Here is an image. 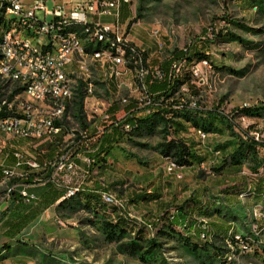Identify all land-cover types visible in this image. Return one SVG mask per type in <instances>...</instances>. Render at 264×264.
<instances>
[{"label": "rangeland", "instance_id": "rangeland-1", "mask_svg": "<svg viewBox=\"0 0 264 264\" xmlns=\"http://www.w3.org/2000/svg\"><path fill=\"white\" fill-rule=\"evenodd\" d=\"M46 6L51 9L52 2L48 1ZM103 21L112 20L107 17ZM119 22L146 50L153 67H159L179 49L196 47L204 56H196L198 61L194 64L184 62L173 76V95L163 100L155 99L152 113L140 114L134 128L137 127L129 133L120 132L106 154L99 151L96 154L95 150L109 128L98 137L90 129L88 147H77L78 137H70L66 128L87 126V121L83 125L77 117L78 108L85 116L84 107L95 110L89 114L90 126L105 125L100 120L99 107L104 112L109 97L113 99L112 84L117 92L127 91L124 99L138 102L146 92L147 79L141 78L137 48L128 40H125L126 50L129 49L125 70H129L130 80L137 82V93L135 85L120 81V77H110L108 83L98 73L103 67L92 65L94 91L91 99L85 100L84 96L80 102V93L76 92L68 105L69 118L65 120L63 116L57 121L64 124L59 126L62 133L53 137L64 145L62 153L70 150L75 159L88 156L87 161L95 160L90 171L87 162L85 173L76 175L77 178L69 173L57 176L61 185L75 186L81 182V186L71 188L79 191L85 187L87 190L65 196L60 205L45 212L39 223L30 224L17 240L0 242V264H264L252 255L255 247L260 252L264 250V221L259 218L263 204L254 203L244 192L239 195L224 192V189L242 185L243 181L247 191L250 186L253 189L255 181L264 183V175L257 172L264 169V147L259 148L255 158L252 153L243 158L239 172L229 167L218 173L215 167L220 165L226 152L217 154L215 151L211 155L210 150L208 153L202 150L201 153L207 155L203 164L169 173L168 162H175L172 154L175 150L166 154L170 141L179 143L186 139L200 141L201 147L213 146L235 139L232 131L243 134L251 125L249 135L262 133L258 141L264 142V0H128L121 7ZM153 28L158 29L164 42L160 49L155 38L150 36ZM85 49L92 52L94 46L85 40ZM195 66L197 75L193 72ZM161 103L164 109L174 112H164ZM243 106L256 109L261 117L231 114L232 128L225 135L209 129L202 143L197 133L205 127L204 119L209 113L220 111L227 115ZM176 120L185 124L186 131L174 133L171 124ZM177 173L181 174L180 178ZM153 186L161 195L157 202L130 201L132 192H149ZM57 188L63 190V187ZM106 190L115 193L123 203L115 207L114 213L113 208L101 206L100 195ZM91 191L94 197L92 208H89L82 201ZM193 197H200L212 205L215 202L211 214L220 210L236 227V241H228L225 245L213 241L223 248L221 257L215 255L210 236L209 243L194 236L188 239L180 228L173 229L166 220L178 207L186 208ZM117 215L132 219L136 224L134 232L142 228V238H137L131 230H110L105 223L115 222ZM188 220L205 223L208 218L195 211ZM195 243L204 247L195 248ZM240 243L253 245V252H242Z\"/></svg>", "mask_w": 264, "mask_h": 264}, {"label": "built area", "instance_id": "built-area-1", "mask_svg": "<svg viewBox=\"0 0 264 264\" xmlns=\"http://www.w3.org/2000/svg\"><path fill=\"white\" fill-rule=\"evenodd\" d=\"M48 1L52 2L51 9L46 6ZM127 2L128 0H15L12 2V10L9 11V16L18 17V24L14 25L17 34H21V42L8 41L6 29H4L5 43L0 45V48H3L2 66L10 70L11 76L26 74L28 77H33V85H27V87L16 86V88L8 89V94H11L12 97V90L32 91L33 96L37 98V106H26L24 101H19L18 98H12V106H5L0 102V125L4 126V135H0V152L7 146L9 139L7 128H16V133L22 134V139L28 141L29 144L37 140H47L55 144L53 133L61 134L59 125L64 124L55 121V114L58 113H52V106H59V113H65V120H67L69 118L67 90H77L81 98L82 94L90 95L92 87L88 83L87 72H84L83 66L74 65V55H83L78 47V39H73L72 35L58 36V28H60L61 23L72 19H80L81 22L87 23V29L92 34V41L98 42L99 34H106L107 37L112 38V41H131V44L137 48V61H141V78L147 79L146 92L142 93V100L138 102L124 100V92H117L116 86H113V99L111 97L108 99V110L100 112V120L105 123L103 126H100L99 123L97 126H90L89 114L95 110L85 108L83 102L87 126L66 128V132L70 134V137H78L77 147H88L90 129L95 132L96 137L105 132V129L109 128L111 130L114 127L122 133H129L132 125L137 123L140 114L152 113L155 99L161 98L163 100V98L151 93L149 86L156 79H161L163 72L159 67L150 65L146 50L136 43L130 37V31H126L124 26L120 24V10L122 5ZM38 11H40V16ZM49 17L50 19H48ZM107 17L111 18L112 21H103ZM25 30H34L37 36L42 37V44H34L32 40L23 39ZM149 32L150 36L155 38L158 48H162L164 42L160 38L158 29L153 28ZM44 49H51V56H44ZM184 60L180 59L172 63L170 68L172 78L176 70H181ZM110 71H117L120 81H127L131 85H135V93H137V82L130 80L129 70H125L124 54H108V63L104 65L103 69H99L98 73L100 76H104V80L109 83ZM193 72L195 75L198 74L197 66L194 67ZM66 73H77V80L73 82V85H65L64 75ZM14 105L26 106L27 115L15 113ZM40 105H47L45 116H30V107H40ZM113 105H118L119 109L114 113H110L109 109ZM231 114H235V111L231 110L230 114H227L230 120ZM250 136L258 142V136H262V133L261 135ZM59 147L65 148L64 145H59ZM69 151L60 152L55 159L46 162V167L51 168L49 180H53L57 187H63L64 194L70 193L71 187L81 186V182L75 186L61 185L57 180L59 173L83 174L88 159V156L81 158L82 165H80ZM11 154L15 159L14 163L2 169L3 176L9 182L5 189L7 198L9 199L17 193L18 199L22 203L35 204L38 197L28 190V186L30 183H42L45 179L38 176L30 178V173L38 170L41 166L37 160L26 158L23 153L14 150ZM24 166L27 168L23 169ZM182 168L183 166L170 161L168 162L167 171L176 173L177 170ZM257 172L264 175V169ZM176 176L180 178L181 174L177 173ZM244 177H247V175H244ZM100 196L113 199L114 203L123 205L112 191H102ZM255 202L264 203V199L259 198ZM259 218H262L260 221H264L261 214H259ZM248 248V246L240 243V250H243L245 254H248Z\"/></svg>", "mask_w": 264, "mask_h": 264}, {"label": "trees", "instance_id": "trees-1", "mask_svg": "<svg viewBox=\"0 0 264 264\" xmlns=\"http://www.w3.org/2000/svg\"><path fill=\"white\" fill-rule=\"evenodd\" d=\"M1 26H2V18L0 16V27ZM76 31L79 35L85 37L87 44H91V46L92 45L94 46L93 51L99 50L101 48L98 42L92 41L91 36H88L82 33L83 31L82 27H76ZM84 50L86 52H89L88 50L85 49V44H84ZM200 55L204 56V54L198 51L196 47H194L192 50H188V49L175 50L171 57L164 60L160 64L159 68L163 72V76L161 79H156L152 84H150L149 86L150 92L156 94L157 97H162L163 99L165 97L172 96L175 91V88L173 85L175 78H172L170 76V68H171L172 63L176 60L185 59L184 62L186 65L194 64L196 62L195 60H197L196 56L198 57ZM153 89L155 91H153ZM76 92L77 90H75L72 100L74 99ZM84 96L86 100L87 98L86 94L85 95L82 94V98H81V95L78 97L80 98V102H81V99L83 100ZM72 100L69 102V104L72 102ZM126 101L128 100L126 99ZM128 102H134V101H128ZM118 109H119L118 105H113L109 109V111L110 113H114ZM161 109L167 113L174 112L173 109H170L173 111L164 109V107L162 106V103H161ZM214 110H218V109L215 108ZM234 111H235L234 117H238L239 115H245L247 117L254 118V119H259L261 117L259 111L251 108L250 106L235 109ZM77 112H78L77 117H79V119L84 125L85 117L81 111V108H78ZM64 117H65V114H64ZM204 122H205V127H203V129L201 130L206 133L209 131V129H214L219 135H225L226 131L232 128V125L230 124V122L232 121L229 119L227 115H224L220 111H217L215 113H209L205 117ZM89 124H90V121H89ZM135 125H137V123ZM135 125H132L130 131L134 128ZM171 126L173 128L174 133H183L184 131H186L185 124L179 120L172 122ZM245 127L248 128L249 125H245ZM251 128H252V125L249 127V129ZM249 129L243 130L244 133L243 134L240 133L239 135L232 131L231 134L232 136H235V139H232L224 143H220V144H213V146L207 145L206 147H203V146L201 147L200 141L195 143L193 141H188L186 139H181L179 143H176L175 141H170V143L168 144L169 149L166 154L167 155L168 153L170 154L171 151L174 149L175 151L172 154L176 157L175 163L183 167H191L194 165H199L201 162L203 163L204 161H206L207 155L205 153H201L202 150L203 151L206 150V153H208L207 150L208 151L210 150L211 155H214L215 151H218L219 153L226 152V154L222 156L223 160L221 161L220 165H217L215 167L216 170L218 171V173H221L223 172L221 171L222 169L233 167V168H236V170H238L239 172V165L242 164V159L248 157L249 154L251 153L253 154V157L255 158L257 155H259V148L264 147V142L262 141V139L257 142L253 139V137L249 135V131H250ZM120 132L122 133V131L114 127L111 130H109L107 133H104L100 144L95 150V153L97 154L98 151L99 153L101 152L100 154L108 153V149L112 147V143L116 141V139L120 135ZM203 148H206V149H203ZM49 157L51 158L50 155ZM94 162L95 160L93 159L91 161L92 165H89L90 167L89 171L93 167ZM238 172H236V174ZM32 176H33V173H30V178ZM242 183H243L242 185L238 184V185L230 187L229 189H224V192L228 194H233V195H239L241 193L243 194L244 192L247 195L248 199H250L251 201H257L259 200V198L264 199V183L261 180L255 181L253 183V189L251 187V190H250L252 194L248 193L246 189L245 181H243ZM85 190H87V188L85 187L79 191H78V188H71L70 193L64 194V189L63 190L55 189L50 186L48 189V193L44 195V198L42 199V201H44L45 204H52L55 200L62 197L61 199L63 200H61L58 204L60 205V203H62L65 199L64 195L66 197H71V196H74L77 191H78L77 193L80 194L84 192ZM158 190H159L158 188H155V186H153L149 192H145V191L132 192V195H131L132 198L130 199V201L133 203H139V202L151 201V200H154L155 202H157L159 198L161 197ZM93 197H94V194H92V191L87 192L86 196L84 197L85 201H82L83 205L89 208H92L91 201ZM19 203L23 204L21 201H19ZM101 204H102L101 206L113 208L112 209L113 213L116 212L115 207L117 206L108 205L102 200H101ZM215 205H216L215 202H214V205H212L206 201L201 200L200 197L199 198L193 197L191 203L186 204L185 206L186 208H184L183 206L178 207L177 212L167 216L166 220L167 222H169L168 224L173 229H176L177 227L180 228L181 231L185 234V236L188 239H192V237L194 236L198 240H201V241L205 240L207 243L211 242L214 248L213 251L215 255L218 257H221L223 248L221 246L215 245L213 241L219 242V244H222V245L223 244L225 245L228 241H231V242L236 241L234 239V235L237 232V230H236L235 225L231 223V220L226 218L224 215L220 213V210H217V212H215L216 214H211L212 209L216 207ZM195 211H198V213L207 217L208 221L203 223L202 221L197 222L194 220H188L192 212H195ZM261 211H262V216H263L264 207L261 209ZM34 214H32V216H34ZM213 216L215 217L214 219H212ZM28 220H30V217L22 219V221H20L17 224L11 225L9 227V230L11 232L10 234L11 237L15 236V234L18 233L26 225V222ZM132 221H133L132 219L124 218L120 215H117V219L115 222H106L105 225L109 227L110 230L118 229L121 232H124L125 230L126 231L131 230L132 232H134V230L136 229V224L135 223L133 224ZM141 231H142V228H138L137 232H134V234H137V238H140V239L142 238L143 234ZM209 236L211 237V241L208 242L207 239L209 238ZM194 247L198 248V247H204V246L197 245V243H195ZM252 255L256 259L264 263V250L260 252L255 247L254 253Z\"/></svg>", "mask_w": 264, "mask_h": 264}, {"label": "bare ground", "instance_id": "bare-ground-1", "mask_svg": "<svg viewBox=\"0 0 264 264\" xmlns=\"http://www.w3.org/2000/svg\"><path fill=\"white\" fill-rule=\"evenodd\" d=\"M14 1L15 0H0V16L2 18V26L0 27V45H4L5 43L4 29H6L8 41L21 42V34H17L16 26L14 25V24H18V17L9 16V11L12 10V2ZM76 27H82L83 28L82 33L92 37L91 31L87 29V23L81 22L80 19H72L70 21L62 22L60 28H58V36L72 35L73 39H78V47L79 50H81V52L83 53V55L82 54L74 55V65L83 66L84 72H87V80L92 87V91L90 92V95L86 94L87 97L86 100H90L93 95V89H94V83L92 82L91 71H90L92 65L96 66L97 62H100L104 66L106 63H108V54H116V55L124 54V63H125V57H127L126 52L129 49L126 50L125 40L112 41V38L107 37L106 34H99L98 43L100 44L101 48L93 52H86L84 50L85 37L77 33ZM23 39L32 40V43L34 44H42V37L37 36V33L34 30H25V32H23ZM2 55H3V48H0V102L5 104V106H12V98H18L19 101H24L26 106H37V98L33 96L32 91L12 90V97L11 94H8V89L16 88V86L27 87V85H33V77H28L26 74H16L14 76H11L10 70H7L5 69V66H2V61H1ZM44 56H51V49H44ZM110 77L117 78L118 77L117 71H110ZM76 80H77V73H66V75H64L65 85H73V82H76ZM141 88L143 89V87ZM22 93L27 96V99L20 96ZM74 93L75 90H67V98L69 99V102L72 100ZM26 106L14 105V112L18 113L19 115H27ZM45 113H47V105H40V107H30V116H45ZM52 113H58L55 114L56 122L60 120L65 114V113H59V106H52ZM0 132L4 133V126L0 125ZM59 132H60V127H59ZM57 134L58 133H53V137ZM197 134L199 135L203 143L206 139V133L203 132L201 129L200 130L198 129ZM7 135L22 137V134L16 133V128H7ZM87 162L88 165H90L91 161L88 160ZM250 190H251V186L248 189V193L252 194ZM100 198L108 205L119 207L118 204L114 203L113 199L105 198V196H100ZM261 203L263 204L262 206L263 208L264 203L263 202ZM237 238L239 239V237ZM244 246L249 247L248 253L253 252V245L248 243ZM242 252L244 251L242 250Z\"/></svg>", "mask_w": 264, "mask_h": 264}, {"label": "crops", "instance_id": "crops-1", "mask_svg": "<svg viewBox=\"0 0 264 264\" xmlns=\"http://www.w3.org/2000/svg\"><path fill=\"white\" fill-rule=\"evenodd\" d=\"M97 65H99L98 67H104L100 62H97ZM112 86H115V84H112ZM121 92H124V96H127L128 94L127 91L124 90H122ZM20 96L27 99V96L23 93ZM99 110L100 112H103L101 107H99ZM107 110L108 107L106 110H104V112H106ZM0 135H4V133L0 132ZM59 145L61 144L57 143V141H55V144H52L47 140H37L32 144H29L28 141L22 139V137L20 136L9 135L7 146L0 152V242H5V240H17V236L22 233L30 224L39 223V221L41 220V216L45 212H48L51 208H55L57 204L62 200V197H60L52 204H45L44 201H42L44 195L48 193V189L50 186L58 189L55 182L53 180H49L51 168L46 167V162L55 159L56 156L61 152V148L59 147ZM14 150L15 152L23 153L26 158H33L37 160L41 166L38 170H34L31 172L33 173L32 178L38 176L42 179H45V181L37 184L30 183V185L28 186V190L36 194V196L38 197V201L35 204L19 203L20 200L18 199L17 193L12 195L11 198H7L5 189L9 182L3 176L2 169L5 166L14 163L15 159L11 154ZM49 155L51 156V158L49 157ZM75 160L80 165L82 164L81 159L78 160L76 158ZM26 168V166L23 167V169ZM76 175L78 176L80 175V173ZM76 175L72 176H75V178H77ZM32 214H34V216H32ZM28 217H30V220L26 222V225L18 233H16L15 236L11 237L9 227L11 225L19 223L20 221H22V219Z\"/></svg>", "mask_w": 264, "mask_h": 264}]
</instances>
